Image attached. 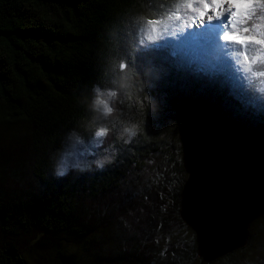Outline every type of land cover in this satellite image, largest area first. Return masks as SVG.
Here are the masks:
<instances>
[{"label":"trees","instance_id":"1","mask_svg":"<svg viewBox=\"0 0 264 264\" xmlns=\"http://www.w3.org/2000/svg\"><path fill=\"white\" fill-rule=\"evenodd\" d=\"M177 2L0 0V124L24 125L37 153L33 161L11 165L13 182L24 186L0 198V264H27L15 241L24 233L51 234L82 247L94 246L96 230L103 251L111 246L131 253L145 247L149 229L178 253L166 214L170 199L163 191L176 192L166 166L178 164L184 179L178 181L172 207L183 223L181 192L188 175L180 126L192 117L212 116L264 147V90L258 75L243 86L228 74L200 72L180 62L168 44L183 27L174 26L178 20L167 29L148 23L176 11ZM252 23L243 24L240 33L250 35ZM105 99L113 109L103 115L109 131L91 143V124L102 115ZM128 126L137 134L126 143L121 133ZM73 141L90 147L81 151L83 158H114L103 168H75L55 177L48 156ZM141 172L150 177L135 183L132 176ZM112 200L102 207V217L93 212L94 202ZM113 225L123 248L109 243ZM57 253L64 255L61 249ZM180 258L176 255L173 263Z\"/></svg>","mask_w":264,"mask_h":264},{"label":"rangeland","instance_id":"2","mask_svg":"<svg viewBox=\"0 0 264 264\" xmlns=\"http://www.w3.org/2000/svg\"><path fill=\"white\" fill-rule=\"evenodd\" d=\"M194 7L200 9L202 7V0H196L193 2ZM231 14L226 13L221 17L215 18L212 22L202 19L199 16V12L191 9L181 10V20H183V27L179 29L178 35L175 39L169 40L168 44L174 51V54L179 58L180 62L188 65H193L200 72L210 75L228 74L234 82L247 86L251 81L252 74L264 71V63L259 60L256 63L250 64V70H245L243 63L238 61L243 60L244 55L248 56L249 61L257 55V50L260 45L252 40L246 41L244 44L238 41H225L222 39L225 33L240 32L243 24L236 23L233 26V21L230 19ZM181 20H178L179 24ZM141 20H135V23ZM146 33L151 37L152 30L150 27H146ZM259 80L264 81V76H258ZM254 79V78H253ZM264 90V86H261ZM104 101H108L105 99ZM105 108V105H104ZM102 115H98L97 118L91 124L92 135L90 137L91 143L96 142L101 136H96L98 129L105 127V121L103 115L105 111L101 112ZM89 133V132H88ZM87 146V145H85ZM90 148V147H89ZM89 148H85L83 144L73 141L67 142L65 146L55 153L49 154L51 160L52 173L54 175L53 164L58 159L60 152L65 150L74 151L76 156L82 161L85 167L95 166L92 161L98 156L93 158H84L81 151H87ZM102 154V153H101ZM100 156H105L104 154ZM37 157L36 151L33 149L32 143L29 138V132L22 124H0V198L7 197L9 194H16L20 192L24 185L15 184L12 174L14 168L11 167L16 161H33ZM160 161V160H159ZM174 163V162H173ZM175 166V165H174ZM167 167L169 181H172L171 190L166 189L163 191L167 197H169V207L167 219L170 223L171 234L173 239L179 245V252H173L169 249L167 240L162 239L160 241L158 237L152 236L149 229L146 230L143 238V244L145 247H139V250L131 253H124L120 250L109 249L103 251L102 238L100 232H92V238H94V246L92 242L84 243L82 247L76 246L69 239H59L51 234H45L44 236L33 237L28 233L21 234L15 238L17 247L21 250L24 259L27 264H175L173 263L174 257L177 255L180 258L178 264H204L198 257L197 243L195 234L187 228L182 222H179L175 218V207L173 202L177 201L175 196L179 187L178 181L183 180V176L176 165ZM75 169V168H73ZM148 169H151L148 168ZM165 169V168H164ZM72 170V169H71ZM29 174V172H28ZM27 174V175H28ZM138 177L132 176L135 183L138 178L150 177V173L145 172L138 173ZM55 176V175H54ZM56 177V176H55ZM30 179V174L28 175ZM132 180V179H131ZM29 184V183H28ZM130 185V182L128 186ZM16 190V191H15ZM3 199V198H2ZM1 200V199H0ZM2 202V201H1ZM115 200L109 201L103 204L93 203V212L102 217L101 209L104 205H113ZM141 209H145L143 206H139ZM140 210V209H138ZM174 212V213H172ZM96 216L95 218H98ZM107 225V220L103 221ZM116 228V229H115ZM116 225H113V229L109 231L108 240L113 247L123 248L121 234H118ZM41 231H38L40 233ZM250 244L247 248L238 251L228 258L216 261L213 264H264V217L257 221L250 229ZM116 236V238H114ZM91 239V236L88 235ZM110 237V238H109ZM103 243V244H102ZM80 245V244H79ZM107 246V245H106ZM61 249L63 256L57 252ZM175 249V248H174Z\"/></svg>","mask_w":264,"mask_h":264},{"label":"water","instance_id":"3","mask_svg":"<svg viewBox=\"0 0 264 264\" xmlns=\"http://www.w3.org/2000/svg\"><path fill=\"white\" fill-rule=\"evenodd\" d=\"M188 179L180 217L195 234L198 257L212 264L248 247L264 217V147L212 116L179 129Z\"/></svg>","mask_w":264,"mask_h":264},{"label":"clouds","instance_id":"4","mask_svg":"<svg viewBox=\"0 0 264 264\" xmlns=\"http://www.w3.org/2000/svg\"><path fill=\"white\" fill-rule=\"evenodd\" d=\"M228 6L230 9H235L230 19L233 21V26L235 27L236 23L247 24L249 20L253 21L251 25L252 32L250 35L245 37L240 32L225 33L222 37L225 41H238L241 44H244L246 41L252 40L255 43L260 45V48L257 50V55L249 61L248 56L243 55V60L238 61V63H243L245 70H250V64L256 63L259 60L261 63H264V0H227ZM173 7L176 11H169L163 17H157L155 19L149 18L148 23L150 25H160L163 29H167L170 24L177 20H181V10L191 9L193 11L199 12L198 8L194 7L193 0H179L175 3ZM223 11H228V9H223ZM177 28L183 26V20L179 25H174ZM158 29L154 28L153 31ZM244 31H249L248 28H245ZM237 33L239 35H237ZM253 75L264 76V71L254 72ZM261 85L264 86V81H261ZM115 93H113L114 95ZM104 103L105 114H110L113 109L107 105L106 101H101ZM109 130L106 128L98 129L96 136L107 135ZM126 134L128 139L125 142H129L131 137H134L137 134L135 126L125 127L121 135ZM80 138H77L79 141ZM113 156H100L92 161L98 168H103L105 164L111 163ZM84 164L76 156L74 151L65 150L61 151L58 159L53 164L54 175L56 177H63L68 174V172L73 168H78L83 170Z\"/></svg>","mask_w":264,"mask_h":264},{"label":"snow or ice","instance_id":"5","mask_svg":"<svg viewBox=\"0 0 264 264\" xmlns=\"http://www.w3.org/2000/svg\"><path fill=\"white\" fill-rule=\"evenodd\" d=\"M228 9V11H223ZM235 9H230L227 0H202V7L199 9V16L209 22L215 18L221 17L226 13L232 14ZM237 35H239L237 33ZM247 37V35H244Z\"/></svg>","mask_w":264,"mask_h":264},{"label":"flooded vegetation","instance_id":"6","mask_svg":"<svg viewBox=\"0 0 264 264\" xmlns=\"http://www.w3.org/2000/svg\"><path fill=\"white\" fill-rule=\"evenodd\" d=\"M237 253V252H236ZM226 258H228V256L227 257H225V258H223V259H220V260H218V261H221V260H224V259H226ZM215 263V262H214ZM213 264V263H212Z\"/></svg>","mask_w":264,"mask_h":264},{"label":"bare ground","instance_id":"7","mask_svg":"<svg viewBox=\"0 0 264 264\" xmlns=\"http://www.w3.org/2000/svg\"><path fill=\"white\" fill-rule=\"evenodd\" d=\"M194 11L192 10V13H193ZM237 133V132H236ZM238 134V133H237Z\"/></svg>","mask_w":264,"mask_h":264}]
</instances>
